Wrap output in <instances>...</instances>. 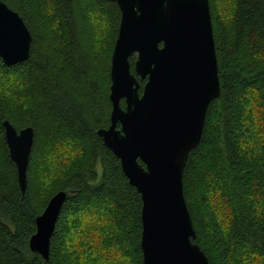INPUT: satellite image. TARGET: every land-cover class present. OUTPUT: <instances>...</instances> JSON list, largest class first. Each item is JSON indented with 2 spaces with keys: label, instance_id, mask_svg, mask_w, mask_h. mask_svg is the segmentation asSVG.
Here are the masks:
<instances>
[{
  "label": "trees",
  "instance_id": "trees-1",
  "mask_svg": "<svg viewBox=\"0 0 264 264\" xmlns=\"http://www.w3.org/2000/svg\"><path fill=\"white\" fill-rule=\"evenodd\" d=\"M2 1L25 20L33 42L27 61L7 66L0 58V76L11 73L17 84L13 91L0 85V264H145L141 193L97 133L111 123L110 66L119 5L109 0ZM210 6L221 94L208 109L200 144L189 154L184 195L194 241L210 263L251 264L253 257L264 259V0H234L225 14L217 0ZM93 17L96 25L106 23V55L93 41ZM135 60L130 58L133 72ZM256 111L263 134L251 140ZM5 119L17 129L35 130L25 195L4 137ZM66 140L78 145V152L62 179L48 186V160ZM62 190L68 197L45 258L31 250L30 239L37 216ZM212 190L229 216L226 225L212 206ZM88 211L92 216L86 219ZM101 212L109 215V233L95 239L91 224Z\"/></svg>",
  "mask_w": 264,
  "mask_h": 264
},
{
  "label": "water",
  "instance_id": "water-1",
  "mask_svg": "<svg viewBox=\"0 0 264 264\" xmlns=\"http://www.w3.org/2000/svg\"><path fill=\"white\" fill-rule=\"evenodd\" d=\"M109 1L119 5L121 21L110 66L111 123L97 133L141 193L143 262L211 264L194 241L183 182L208 109L221 94L210 0ZM29 30L21 15L0 0V58L5 65L30 58ZM2 124L25 195L35 130L17 129L8 119ZM67 197V191L57 192L36 218L30 248L45 258Z\"/></svg>",
  "mask_w": 264,
  "mask_h": 264
},
{
  "label": "rangeland",
  "instance_id": "rangeland-1",
  "mask_svg": "<svg viewBox=\"0 0 264 264\" xmlns=\"http://www.w3.org/2000/svg\"><path fill=\"white\" fill-rule=\"evenodd\" d=\"M218 1V5L220 6V9L224 14L226 12H229L231 10V8H233V3L234 0H217ZM97 21L96 19L94 20V17L92 18V24L93 26H91L93 28V38L95 41V46L96 48L99 50L100 54H104L106 53V48H108V44H109V35L104 31L106 28V23L103 22L101 25H96ZM90 27V28H91ZM106 55V54H104ZM103 55V56H104ZM132 57H134L135 59L137 58V54H133ZM0 81L2 82L0 85L5 89V90H9V91H13L15 90V87L17 86L16 81L14 80L13 75H11V73H6L4 74V72L1 74L0 76ZM123 101V100H122ZM256 113V118L254 119V122H256V124L254 123L251 127V132H250V136H251V140L253 138V135H259V134H263V128H259V122H260V116L258 115L257 111ZM248 117L246 116V119ZM248 122V121H247ZM249 123V122H248ZM247 127V126H246ZM246 132L249 135V127L246 128ZM256 138V137H255ZM253 139V144L255 145L254 140L257 142L256 139ZM78 146V145H76ZM73 144V141H68L66 140L63 144H61V146H59L57 148V151L53 153V157H51L50 160V173H48L49 175L45 177V183L46 182H51L48 186H50L54 181H57L59 178L62 179V177L64 176L63 173H65L66 168H68V166L71 164V162L73 161V159L76 157V154L78 152V147H76ZM256 147H259V145H255ZM99 170H101V167H99ZM48 184V183H46ZM215 191L212 190V196H211V200H212V206L215 207V209L218 211V213L220 214V218L219 220H221L222 224L226 225L229 223L230 219L228 215L223 213V209L220 202L217 200V197H214L216 194L218 196L219 193H214ZM96 215H93V217L97 218L96 225L91 224L92 228H91V234L93 236V238L95 239H99L102 237L107 236V231L109 233L108 230V225L106 223L110 222L109 220V215L107 212H101V213H95ZM92 216V212L88 211V213L85 215L86 219H88V217ZM87 221V220H86ZM98 225V226H97ZM99 243V242H98ZM118 257H122V254H118ZM251 264H264V259L263 258H256L253 257V260L251 259Z\"/></svg>",
  "mask_w": 264,
  "mask_h": 264
},
{
  "label": "bare ground",
  "instance_id": "bare-ground-1",
  "mask_svg": "<svg viewBox=\"0 0 264 264\" xmlns=\"http://www.w3.org/2000/svg\"><path fill=\"white\" fill-rule=\"evenodd\" d=\"M36 253V252H35Z\"/></svg>",
  "mask_w": 264,
  "mask_h": 264
}]
</instances>
